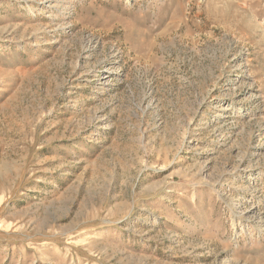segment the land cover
<instances>
[{
    "label": "rangeland",
    "instance_id": "rangeland-1",
    "mask_svg": "<svg viewBox=\"0 0 264 264\" xmlns=\"http://www.w3.org/2000/svg\"><path fill=\"white\" fill-rule=\"evenodd\" d=\"M0 264H264V0H0Z\"/></svg>",
    "mask_w": 264,
    "mask_h": 264
}]
</instances>
